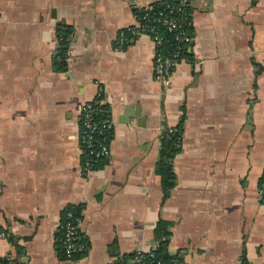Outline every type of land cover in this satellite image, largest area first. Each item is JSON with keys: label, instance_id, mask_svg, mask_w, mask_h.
Returning <instances> with one entry per match:
<instances>
[{"label": "crops", "instance_id": "obj_1", "mask_svg": "<svg viewBox=\"0 0 264 264\" xmlns=\"http://www.w3.org/2000/svg\"><path fill=\"white\" fill-rule=\"evenodd\" d=\"M158 1L0 0V256L12 264H111L152 247L159 219L168 251L188 264H264V0H187L191 62L167 88L148 37L116 44L136 22L133 3ZM60 23L73 37L63 71ZM98 90L109 154L83 173L76 118ZM181 119L163 199L160 137ZM76 204L88 250L66 261L55 233Z\"/></svg>", "mask_w": 264, "mask_h": 264}, {"label": "built area", "instance_id": "obj_2", "mask_svg": "<svg viewBox=\"0 0 264 264\" xmlns=\"http://www.w3.org/2000/svg\"><path fill=\"white\" fill-rule=\"evenodd\" d=\"M161 7L156 9L154 4L140 6L133 3L136 13V22L118 31L116 44L123 47L130 41L146 36L155 47L153 55V77L163 87H169L176 67L182 62H191L186 55H191L193 48V35L186 29L190 25V11L187 0H176L175 3L158 1ZM165 33H174V41L168 45L165 43ZM72 34L68 35L66 52L62 59L67 63L72 49ZM61 59V57H58ZM77 140L82 157V172L88 173L97 168L109 154V144L112 136V121L110 109L98 90L89 101L81 104L77 116ZM175 127H168V131ZM163 129V131L165 130ZM162 131V132H163ZM258 197L264 202V168L261 173ZM81 217L74 211L65 210L64 219L59 223L63 230L61 239L62 249L66 261H73L77 254L88 250L87 241H82L80 235ZM1 236H4L1 233ZM138 246L133 252L131 264H152L149 259L154 257L153 248ZM169 264H188L176 253H170ZM12 256L9 254L0 256V264H12Z\"/></svg>", "mask_w": 264, "mask_h": 264}, {"label": "trees", "instance_id": "obj_3", "mask_svg": "<svg viewBox=\"0 0 264 264\" xmlns=\"http://www.w3.org/2000/svg\"><path fill=\"white\" fill-rule=\"evenodd\" d=\"M176 0H164V2L167 3H175ZM154 7L156 9L161 7L160 2L154 3ZM190 11V7H188ZM136 16V13H135ZM190 25L187 26L186 29L190 31ZM72 32V28L68 26L67 24L60 23L56 28V36L58 38V47L54 56V67L57 70L63 71L66 68L67 63L62 59L63 55L66 52L67 48V41H68V35ZM191 32V31H190ZM174 41V33H165V43L169 47V43ZM191 61V55L189 53L186 54ZM58 57H61V59H58ZM182 132H183V122L182 119L178 123V125L175 126L174 130L168 131V129H165L160 137V149L158 158L155 164V173L160 177V186L162 190V198L164 199L168 192L171 190V188L174 186L175 178H174V171H173V165L172 160L174 156L180 152L181 150V138H182ZM104 161H102L97 167H99ZM71 210L74 211L76 215L81 217V206L80 205H68L63 209L61 212L60 221L62 222L64 219V213L65 210ZM60 223V222H59ZM167 221L159 219L156 224V228L154 231V240L156 243V246L153 248L154 257L149 259V261L152 264H169L171 255L168 251V240H167ZM82 236V234L80 233ZM63 236V230L58 225V229L55 233V250L57 252V255L60 259H66L64 251L62 249V243L61 239ZM83 237V236H82ZM82 241H85V238L83 237L81 239ZM87 252V251H86ZM86 252L77 254L73 257V260L77 259L78 257H81ZM133 256V253L131 255H128L123 258V260L115 261L111 264H131V258ZM11 264V263H10ZM15 264V263H13ZM242 264H247L245 260H242Z\"/></svg>", "mask_w": 264, "mask_h": 264}]
</instances>
